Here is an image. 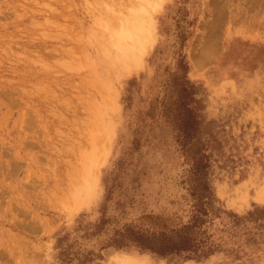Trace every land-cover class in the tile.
Instances as JSON below:
<instances>
[{
  "label": "rangeland",
  "instance_id": "374dc122",
  "mask_svg": "<svg viewBox=\"0 0 264 264\" xmlns=\"http://www.w3.org/2000/svg\"><path fill=\"white\" fill-rule=\"evenodd\" d=\"M191 165L209 255L116 247L187 221ZM119 257L264 264V0H0V264Z\"/></svg>",
  "mask_w": 264,
  "mask_h": 264
},
{
  "label": "trees",
  "instance_id": "16d2710c",
  "mask_svg": "<svg viewBox=\"0 0 264 264\" xmlns=\"http://www.w3.org/2000/svg\"><path fill=\"white\" fill-rule=\"evenodd\" d=\"M187 176L189 179L187 192L190 201L188 219L185 223L175 227L150 230L125 227L119 234V239L115 240L113 244L119 248L132 249L138 253L147 252L168 260L172 258L182 261L199 260L209 255L212 249L204 244L201 237L202 232L199 230L204 222V217L214 212V208L211 207L210 193L206 188V173L198 166L191 165L187 169ZM199 177L202 179L201 184ZM107 189H105V199L108 194ZM105 221L106 219L101 215L97 226L103 225Z\"/></svg>",
  "mask_w": 264,
  "mask_h": 264
},
{
  "label": "bare ground",
  "instance_id": "6f19581e",
  "mask_svg": "<svg viewBox=\"0 0 264 264\" xmlns=\"http://www.w3.org/2000/svg\"><path fill=\"white\" fill-rule=\"evenodd\" d=\"M117 261H118L117 262L118 264H144L143 262L135 260L134 258H131V257H124V258L123 257H121V258L119 257L117 259ZM115 262H116V260H115Z\"/></svg>",
  "mask_w": 264,
  "mask_h": 264
}]
</instances>
